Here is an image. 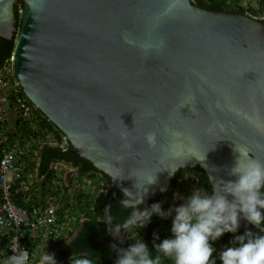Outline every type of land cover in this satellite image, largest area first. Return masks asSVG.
<instances>
[{
	"label": "water",
	"instance_id": "water-1",
	"mask_svg": "<svg viewBox=\"0 0 264 264\" xmlns=\"http://www.w3.org/2000/svg\"><path fill=\"white\" fill-rule=\"evenodd\" d=\"M0 37H14L24 97L107 176L100 215L110 234L111 209L133 207L146 177L156 183L144 201L184 167L202 168L218 191L235 179L236 149L264 163V20L196 0H0ZM51 169L71 197L94 177L59 160Z\"/></svg>",
	"mask_w": 264,
	"mask_h": 264
},
{
	"label": "clouds",
	"instance_id": "clouds-1",
	"mask_svg": "<svg viewBox=\"0 0 264 264\" xmlns=\"http://www.w3.org/2000/svg\"><path fill=\"white\" fill-rule=\"evenodd\" d=\"M240 2H238L239 5ZM240 6L243 7L242 5ZM243 8L247 9L246 7ZM253 10L257 11V13H251L255 15L247 14L252 18L264 20V10L259 12L261 10V5L258 10ZM127 42L132 43V41ZM143 47L147 50L151 48L152 45H145ZM10 58H12L11 61ZM10 58L2 68L1 73L3 72V76L0 75V83H5L9 80L12 81L13 78L14 89H12L8 95L7 93L5 96L1 95L0 102L8 103L7 108L14 113L16 118L14 117L15 120L13 119V129L9 131L12 132V135L5 139L3 134L0 133V137H2L5 142L7 141V143H17L21 147L30 143L36 155L37 144L43 143L41 139L37 141L35 139H24L21 137V133L16 127V121L27 122L28 120H23L21 115L22 111L16 103L15 95L22 97L26 104L27 99L24 95L20 94V90L15 82L12 71L13 56ZM190 102L191 97L186 98L184 103L181 104V108L188 105ZM151 114V112L146 113L147 116ZM121 136L123 139L127 140L128 132H122ZM46 138L47 142L45 143L57 144V142L55 143L49 140L50 135H47ZM64 141L67 140L64 139ZM64 141L61 144L63 147L66 146ZM145 142L150 147H155L157 143V133L155 131L147 133L145 135ZM236 151L239 155L235 165L231 168L229 173V175L235 177L234 180L224 181L221 179L222 183L219 190H213L211 193H208L204 189H195L190 195L184 197L183 203L175 207L163 209L159 202L153 203L149 207L144 206L143 194L147 193L145 185L156 183L155 174L150 178L146 177L138 189L139 196L135 199L133 205L134 210L122 224H114L111 234L116 236L121 232L125 233L144 229L151 223V219L154 218L155 215L161 219H171V235L169 238L162 240H160V235L155 238L159 242L152 246L155 250V254H153L152 248L149 247V244L143 237H139V232L137 231L136 236L133 237L134 242L129 244L127 248L120 249L116 244L112 245L117 253L115 264H163L164 260H170L172 264H216V260L213 258V253L216 251L213 247V242L217 241L225 233L236 234L239 230L241 219L257 228L264 225V163L252 158L246 149H236ZM23 163L22 160V168ZM169 174L173 175L175 173L170 170ZM32 175L33 174H31V176ZM96 176H98L99 179V175ZM135 178L136 180L138 179L137 177ZM94 179H96L95 176L92 180ZM98 179L96 182L97 184L99 182ZM191 187L194 188L192 185ZM104 191L101 192L104 193ZM124 191L125 195L128 197L129 192H132L127 189ZM52 193V198L63 200V195L65 193L63 192L61 196L62 191L57 185L56 188L52 189ZM65 195L69 198V195ZM176 195L178 197L179 194ZM57 202L61 208L62 206L59 200ZM140 205H143V207H140ZM64 213L66 214L65 211ZM155 227L159 229V226H154L153 228ZM0 232L4 240L3 231L0 230ZM159 233L161 234L160 229ZM67 236L61 241L64 240L66 244L71 245L75 238H73V240H65ZM38 243L39 242H37L36 246L39 245ZM230 243L232 246L224 248L219 254L221 264H264V235L246 230L241 235H234ZM36 246H34L33 249L31 248L33 254ZM12 251L13 254L8 257L7 264H29L30 254L28 250L21 247L17 238ZM37 264H58V261L55 254L46 251L45 245V249L39 255ZM70 264H94V261L88 255L77 257H73L72 255L70 257Z\"/></svg>",
	"mask_w": 264,
	"mask_h": 264
},
{
	"label": "trees",
	"instance_id": "trees-1",
	"mask_svg": "<svg viewBox=\"0 0 264 264\" xmlns=\"http://www.w3.org/2000/svg\"><path fill=\"white\" fill-rule=\"evenodd\" d=\"M241 0H196L197 4L200 7H205L212 10H223V11H234V12H242V13H257V11L247 8L244 9L241 7L238 2ZM261 5V10L259 12H262L264 10V0H259ZM21 6V1H17L15 4V14H16V27L19 26V9ZM258 12V13H259ZM260 14V13H259ZM255 15V14H251ZM14 46H15V40L14 37L10 39L9 41H5L0 37V75L3 76L2 68L6 62H8L9 58L13 55L14 52ZM20 94L24 95L21 90ZM27 104L31 108V114L32 117L28 118L27 122L24 121H16V127L19 129L21 133L22 138H26L27 140H39L43 143L37 144V154L35 155V159L30 160L27 157L23 158V176L22 179L26 180L27 174H35L34 176V187L37 188L35 190V193L30 194L31 196L28 197V201H25V192L18 190V192L14 195L13 200L14 202L22 206L26 209H30L31 206L34 205H45V202H47L48 198H51L53 196L52 189L56 188V185L54 184V181L58 179L59 177H55L54 173L55 171L51 169V164L55 161H64L68 164H71L75 167H78V169L81 172H91L92 177L95 176V174L99 175L98 183L101 181L107 186L108 184V178L105 174L95 169L93 166H91L87 160L75 156L73 153L70 152V144L68 141H64L63 134L61 131L52 124L43 114L40 110L35 108L33 104L27 100ZM20 120V119H19ZM0 126L2 124L0 123ZM1 128V127H0ZM3 131V137L7 139L8 136L12 135V132H8L6 130L0 129ZM0 131V132H1ZM47 135H52L53 138L56 139L57 144H50L45 143L47 142ZM2 139V137H0ZM23 139V140H24ZM66 143V146L63 147L61 144L62 142ZM11 142V141H10ZM7 144L6 142H0V151L2 147H4ZM192 172H194V183H191L192 186L195 188V186H200V189H204L208 193H211L210 185L205 177V173L202 168L200 167H194L190 169ZM195 173H198L196 175ZM182 174H178L177 178H181ZM177 179H174L173 182L176 183ZM186 184V181L181 184L180 190L183 189L182 187ZM19 186L18 183L16 184V187ZM173 186V185H172ZM59 191V190H58ZM57 191V192H58ZM90 190L86 193L87 196L90 195ZM169 189L165 193V195H168L170 199V193ZM32 193V192H30ZM29 195V192H28ZM121 193L118 192L117 196H120ZM164 195V193H163ZM187 196L190 195V193L186 194ZM104 193L101 192L95 200V203H93V211L90 209H87L88 220L83 222L79 231V234L77 237L73 240L71 245H66L64 249L56 251V249L50 248V252L55 254V257L58 261V264H64V261L70 257L71 255L75 254L78 256H82L85 252L91 253L89 251V248L92 249L94 247L97 251L96 253L93 252L89 256H98L99 259L108 260L106 255L101 252L102 246L99 243V236H103L102 233H106V229L103 226V223L97 219H99L100 212H101V202L103 200ZM66 199V198H63ZM147 201V203H149ZM146 205V202L144 203ZM162 208H166L168 205H161ZM70 204L69 202H65L64 206H62L58 213L63 214V209L69 208ZM134 210V208L127 209L123 204L117 203L114 208L111 209L112 219L114 221V224H122L130 215V213ZM170 219H163L159 220L158 218H152L151 223L147 225L144 230L146 233V242L149 244V247L152 248V245L149 242L150 237V231L154 226H159V229L161 231L160 234V240L169 238L171 234H165L164 229L165 227L171 228V223L169 222ZM264 226V225H263ZM240 230V229H239ZM72 231L69 232V234ZM259 235H264V233L260 229H255V231H252ZM98 236H97V235ZM230 234V233H229ZM234 235H239L237 232L236 234L227 235L225 233L221 238H219L217 241L213 242V247L216 249V251L213 253V258L216 260V264H221V261L219 260V254L222 251L221 244H225L226 246H231V241L233 240ZM89 240L91 241L92 245L89 244ZM38 241H34L31 238H27L26 244L31 249H33L34 246H36ZM6 243L7 239H4L3 245H5L6 249ZM102 243V242H101ZM59 244V243H58ZM57 244V245H58ZM76 244V245H75ZM153 254H155V250L152 248ZM7 252V249H6ZM116 259H113L112 262L115 264ZM163 264H172L170 260H164Z\"/></svg>",
	"mask_w": 264,
	"mask_h": 264
},
{
	"label": "built area",
	"instance_id": "built-area-1",
	"mask_svg": "<svg viewBox=\"0 0 264 264\" xmlns=\"http://www.w3.org/2000/svg\"><path fill=\"white\" fill-rule=\"evenodd\" d=\"M15 99L22 111L23 120L32 117L25 100L18 95H15ZM49 140L56 143L53 136H50ZM0 142L5 141L0 139ZM34 155L35 152L30 143L24 147L17 143H7L0 151V230L3 231L4 238L7 239L8 257L13 254L12 248L17 238L21 247L28 250L30 254L29 263L32 260L33 252L26 244L28 237L38 241L39 245L51 247L65 238L70 229V223L64 211H62L63 214L58 213L60 207L55 198H48L45 205L33 204L30 209L17 205L13 200L18 190L22 191V188L26 186V180L22 179V160L24 157L33 159ZM34 181L33 178V183ZM17 183L19 186L16 187ZM30 185L31 182L28 180V197L33 194L30 193ZM150 235V244L153 246L159 242L155 239L160 235L158 227L153 228Z\"/></svg>",
	"mask_w": 264,
	"mask_h": 264
},
{
	"label": "flooded vegetation",
	"instance_id": "flooded-vegetation-1",
	"mask_svg": "<svg viewBox=\"0 0 264 264\" xmlns=\"http://www.w3.org/2000/svg\"><path fill=\"white\" fill-rule=\"evenodd\" d=\"M191 168H194V167L180 168L175 173V176L172 179L171 184L169 185V187L164 192L156 194L152 199H150L149 203H147V201H149V200L144 201V203L146 202V205H144V206L145 207H149L153 203H158V202L161 205H165V206L168 205V206H166L168 208L177 206V202L174 201V198H175L176 192L181 187V184H183L184 181L194 183L195 177L193 176L194 172H192L190 170ZM178 174H182V177L180 179L177 178ZM195 174L198 175V173H195ZM205 177H206V175H205ZM174 179H177L176 183L173 182ZM206 179H207V177H206ZM207 181H208V179H207ZM208 183H209V181H208ZM191 185L192 184H190V186ZM209 185H210V183H209ZM210 188H211V191L213 192L211 185H210ZM168 189H169L168 193H170V195H171L169 200H168L169 196L165 195V193L167 192ZM194 189H200V186H197V187L195 186V188L191 187V191L189 193L191 194ZM163 193H164V195H163ZM183 196L186 197L187 195H182V197ZM184 197L182 199L180 198V200L184 201ZM101 204H102V202H101ZM140 207H143V205H140ZM131 208H133V207H131ZM127 209H129V208H127ZM263 227L264 226L261 225L260 227L257 228L256 226H254L252 224H249V223L245 224V223L240 222V227H239L240 230H238V233H239V235H241L246 230L247 231H255V229H260L264 233ZM137 231L139 232V237H143L145 239V241H146V233H145L144 229H138V230H135V231H132V232H125V233L122 232L123 233V241H121L118 237H115V236L111 235L108 231H106V233H102L103 236H99V239H102V241L99 240V243L102 246V250L101 251L107 256L106 257L107 259L109 258V261L100 259L102 261V264H114V262H112V261H113V259H117V253H116V250L112 247V245L116 244L117 247L120 248V249L127 248L129 246V244L134 242L133 237L136 236V232ZM227 235L229 237V235H231V233L230 234L227 233ZM139 237H136V238H139ZM89 244L92 245L90 240H89ZM92 246H94V244ZM226 247H230V246H226L223 243L221 244L222 250L224 248H226ZM91 250L93 252L97 251L94 247H92Z\"/></svg>",
	"mask_w": 264,
	"mask_h": 264
},
{
	"label": "crops",
	"instance_id": "crops-1",
	"mask_svg": "<svg viewBox=\"0 0 264 264\" xmlns=\"http://www.w3.org/2000/svg\"><path fill=\"white\" fill-rule=\"evenodd\" d=\"M30 176H31L30 174H29V177H28V174L26 175V186L22 188L23 189L22 191L25 192V197H24L25 201H28V180H30ZM34 176H35V174H34ZM95 180H97V179H95ZM94 192H95V194L93 195ZM100 193H101V189H99V188H96L95 190H91L90 195L89 196L86 195L87 197H85L83 199V204H80V205H77V203H73V201L69 200V198L66 197L65 194L63 195V198H66V199L62 200L61 206H64L65 202H69V204H70L69 208H66L63 210L66 212L65 216L67 217V219L70 223V226H71L70 231H72L70 234H68V236L65 240H72L73 238L77 237V235L79 234L82 223L88 220V216H86L87 209H90L91 211H93V203H95V199L97 198V196ZM71 198L75 200V198H73V197H71ZM73 204H75V205H73ZM97 220L102 222L101 215L99 216V219H97ZM99 240L102 241V239H99ZM3 241L4 240L2 237V233L0 232V250L2 247L3 248L5 247V245H3ZM57 244L54 246L56 251L64 249L65 246L68 245L65 243L64 240L60 241L58 245ZM50 248H53V247H50ZM50 248L46 247V251H48L49 253H52L49 251V250H51ZM43 249H45V246L40 244V245L36 246V248L34 249V253L37 254L39 251H41ZM89 251H91V253L85 252L83 255L89 256L90 254L93 253L91 248H89ZM77 256L78 255L73 254V257H77ZM70 257H68L64 261V264H70ZM33 258H32V260H33ZM36 258H37V256H35L34 260ZM91 258L93 259L94 264H102V261L98 258V256H92ZM7 259H8V254L6 252V249L4 248V252H2L0 254V264H7ZM38 259H39V257H38ZM38 259L35 260L34 262L31 261L29 264H37Z\"/></svg>",
	"mask_w": 264,
	"mask_h": 264
},
{
	"label": "rangeland",
	"instance_id": "rangeland-1",
	"mask_svg": "<svg viewBox=\"0 0 264 264\" xmlns=\"http://www.w3.org/2000/svg\"><path fill=\"white\" fill-rule=\"evenodd\" d=\"M240 5H242L243 7H246V8H251V9H256V10H258L259 7H260L259 0H242L240 2ZM12 89H14L13 78H12V81L9 80V81H6L5 83H0V96L1 95L5 96L6 93L8 95L11 92ZM7 105H8V103H2V102H0V121H1V124H2V126H0L1 127L0 129L6 130V131L9 132L14 127V125H13V119L15 120L16 117L14 116V113L7 108ZM0 133L3 134V131H1ZM95 177H96V179H98V176H95ZM33 178H34L33 175L30 176L31 185L29 187L31 189V192L32 193H35L36 188H33V186H34ZM96 182H97V180H95V179L92 180L90 182V184L88 185L87 189L81 195H79L77 197H73V198H75V200L72 199L71 196H69V200L73 201V203H77V205H80V204H83V199L85 197H87L86 196V193L88 192L89 189L91 191V190H95L96 188H99V189H101V191H104V188L106 187L105 184L103 182H100V183L97 184ZM190 184H191L190 182H186V184H184V186L182 187L183 189H181V190L178 189V191L176 192V194H179V195L177 197V195L175 194L174 200H177V199L180 200V198L182 199L184 197V196L182 197V195H186L187 193H189L191 191ZM94 194H95V192L93 193V195ZM62 195H63V192H62L61 196ZM58 200H59V203L62 204V200L57 199V201ZM164 209H166V208H164ZM154 218H158L159 220H163V219H161V218H159V217H157L155 215H154ZM169 222L171 223V219L169 220ZM164 233L171 234L170 233V227H168V228L165 227ZM4 248L3 247L1 248L0 254L2 252H4ZM43 250L39 251L37 254H35V253L33 254V257L34 258H35V256H37V258L35 260L38 259L39 255L41 254V252ZM34 258H33V260H31L32 262L35 261Z\"/></svg>",
	"mask_w": 264,
	"mask_h": 264
}]
</instances>
